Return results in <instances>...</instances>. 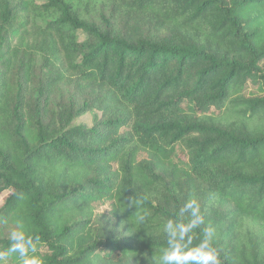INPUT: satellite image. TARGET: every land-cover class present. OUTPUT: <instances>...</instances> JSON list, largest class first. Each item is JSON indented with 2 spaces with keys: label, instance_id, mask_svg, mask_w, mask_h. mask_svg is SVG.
Instances as JSON below:
<instances>
[{
  "label": "trees",
  "instance_id": "16d2710c",
  "mask_svg": "<svg viewBox=\"0 0 264 264\" xmlns=\"http://www.w3.org/2000/svg\"><path fill=\"white\" fill-rule=\"evenodd\" d=\"M190 197L264 264V0H0V251L20 222L45 264H155Z\"/></svg>",
  "mask_w": 264,
  "mask_h": 264
},
{
  "label": "clouds",
  "instance_id": "9594fccd",
  "mask_svg": "<svg viewBox=\"0 0 264 264\" xmlns=\"http://www.w3.org/2000/svg\"><path fill=\"white\" fill-rule=\"evenodd\" d=\"M138 203L130 198V206ZM161 231L167 246L162 247L154 257L155 264H221L213 242L216 230L206 224L197 198L187 199L179 208L177 216L163 223ZM8 239L10 246L0 251V264H7L12 254H16L18 264H45L38 255L40 238L28 234L20 222H16ZM196 239H199V243L193 246Z\"/></svg>",
  "mask_w": 264,
  "mask_h": 264
},
{
  "label": "rangeland",
  "instance_id": "374dc122",
  "mask_svg": "<svg viewBox=\"0 0 264 264\" xmlns=\"http://www.w3.org/2000/svg\"><path fill=\"white\" fill-rule=\"evenodd\" d=\"M39 4H41V3H39ZM91 10H92L93 14L98 13L100 11V6L94 5ZM34 17H35V15L32 14V16L29 17L28 19L24 18V21L30 20V22L32 23L34 21ZM93 17H95V16L93 15ZM43 18H44L43 15L42 16H38L37 23H38L39 26H44ZM86 39H87V37L83 33L80 32L79 33V40L80 41H85ZM42 68H43L42 67V62H41V59L39 58L38 62H37V65H36V68H35V71H36L38 76L40 75L41 77L44 78L45 71H42ZM42 72H43V75L41 74ZM247 94H249V95H257L258 92H257L256 88L250 87L249 90L247 91ZM93 115H94V113H88V114L80 117L76 121V124L91 126L92 122H93ZM108 210H109V207L107 205L106 206L104 205V206H98L97 207V212L98 213H106ZM7 264H10V261H7Z\"/></svg>",
  "mask_w": 264,
  "mask_h": 264
}]
</instances>
